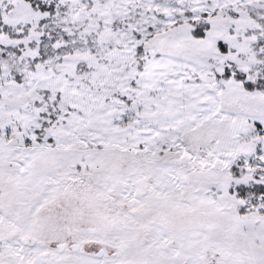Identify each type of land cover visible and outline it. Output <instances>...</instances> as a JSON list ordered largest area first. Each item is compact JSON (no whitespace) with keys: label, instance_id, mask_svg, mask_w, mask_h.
Segmentation results:
<instances>
[{"label":"snow or ice","instance_id":"1","mask_svg":"<svg viewBox=\"0 0 264 264\" xmlns=\"http://www.w3.org/2000/svg\"><path fill=\"white\" fill-rule=\"evenodd\" d=\"M0 264H264V0H0Z\"/></svg>","mask_w":264,"mask_h":264}]
</instances>
